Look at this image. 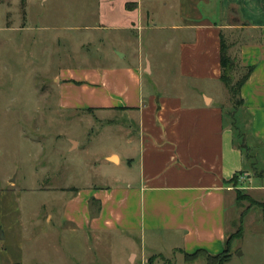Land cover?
Wrapping results in <instances>:
<instances>
[{
    "label": "crops",
    "instance_id": "crops-1",
    "mask_svg": "<svg viewBox=\"0 0 264 264\" xmlns=\"http://www.w3.org/2000/svg\"><path fill=\"white\" fill-rule=\"evenodd\" d=\"M97 7V24L117 29L125 43L109 56L112 64L126 58L135 30L151 18L152 29L171 34L165 52L175 53L176 75L170 92L145 89L153 63L139 53L125 67L69 69L58 77L60 105L117 125L124 143L101 159L105 173L117 167L121 173L104 187L75 189L62 218L85 233L87 254L90 235L101 241L92 262L150 264L177 253L185 264H206L187 262L184 253H221L235 219L250 213L237 210L232 176L245 172L239 187L264 202V173H250L264 172V0H98ZM221 40L236 67L253 68L240 88L242 104L228 111L220 91ZM117 114L125 122H115ZM237 249L231 241L224 264ZM261 255L264 264V238Z\"/></svg>",
    "mask_w": 264,
    "mask_h": 264
},
{
    "label": "rangeland",
    "instance_id": "rangeland-1",
    "mask_svg": "<svg viewBox=\"0 0 264 264\" xmlns=\"http://www.w3.org/2000/svg\"><path fill=\"white\" fill-rule=\"evenodd\" d=\"M97 5L98 0H0V264L111 263L106 257L92 262L101 241L90 235L87 254L85 233L73 230L62 215L75 189L104 187L111 175L121 173L120 167L105 173L101 159L105 151L121 150L124 143L117 125L62 107L58 77L69 69L125 67L146 53L153 73L144 76V88L170 92L176 57L165 52L171 34L152 29L155 20L150 18L135 30L126 58L112 64L109 56L114 49L123 51L125 43L117 29L97 24ZM243 72L235 68L233 83ZM222 86L228 111L238 97L233 99ZM113 119L125 122L119 114ZM250 173L264 172L253 168ZM246 176L240 173L239 181ZM239 191L237 210L249 208L250 213L233 222L235 232L242 225V235L232 240V248L238 249L229 264H261L264 223L257 207L259 212H251L252 200L242 196L251 193L241 187ZM150 264L185 263L173 253Z\"/></svg>",
    "mask_w": 264,
    "mask_h": 264
},
{
    "label": "trees",
    "instance_id": "trees-1",
    "mask_svg": "<svg viewBox=\"0 0 264 264\" xmlns=\"http://www.w3.org/2000/svg\"><path fill=\"white\" fill-rule=\"evenodd\" d=\"M227 49L228 48H227L226 43L221 40L220 56H219L220 66H221L220 79L225 85V87L227 88V90L231 93V97L233 99L235 97H238L237 103H235V106H233V107H238L242 104V100L240 98V88L245 82V80L247 79V77L249 76L253 68L252 66L245 67L243 74L236 80V82L233 83L232 72L235 70L236 64H235V61L228 55ZM240 146L241 148L246 147V149L248 150L247 146H245L244 144L241 143ZM242 172L243 171L238 172L237 174L233 175L232 178L230 179V182L233 184V186H236V192H237L236 201L237 200L240 201V199H242V197L239 196V193H240L239 174ZM243 195H246L244 197L248 198L249 200H252L251 197L248 196L247 194H242V196ZM252 202L253 204H256L258 207L261 208L263 217H264V202H255L254 200H252ZM241 219H242V216L240 218V221ZM241 231L242 230L240 226L236 232L228 236V238L225 241V249L221 253L211 255L207 253L205 250L199 249V250L194 251L193 253H184V258L187 262H191L197 259L200 255H204L206 264H224L225 262L229 260L231 256V241L235 237H239L241 234Z\"/></svg>",
    "mask_w": 264,
    "mask_h": 264
},
{
    "label": "water",
    "instance_id": "water-1",
    "mask_svg": "<svg viewBox=\"0 0 264 264\" xmlns=\"http://www.w3.org/2000/svg\"><path fill=\"white\" fill-rule=\"evenodd\" d=\"M119 54V56L121 55L120 53H118Z\"/></svg>",
    "mask_w": 264,
    "mask_h": 264
}]
</instances>
